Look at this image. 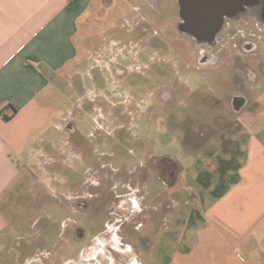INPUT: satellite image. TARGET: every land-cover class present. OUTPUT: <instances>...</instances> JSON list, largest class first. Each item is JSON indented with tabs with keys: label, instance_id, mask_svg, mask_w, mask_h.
Segmentation results:
<instances>
[{
	"label": "rangeland",
	"instance_id": "rangeland-1",
	"mask_svg": "<svg viewBox=\"0 0 264 264\" xmlns=\"http://www.w3.org/2000/svg\"><path fill=\"white\" fill-rule=\"evenodd\" d=\"M180 23L177 0L92 3L62 72L68 113L53 116L65 144L11 193L3 264H95L97 248L102 264H167L201 192L234 185L243 144L264 133V20L225 19L210 43Z\"/></svg>",
	"mask_w": 264,
	"mask_h": 264
},
{
	"label": "crops",
	"instance_id": "crops-1",
	"mask_svg": "<svg viewBox=\"0 0 264 264\" xmlns=\"http://www.w3.org/2000/svg\"><path fill=\"white\" fill-rule=\"evenodd\" d=\"M94 1L0 0V253H10L12 220L6 211L11 193L24 182V170L43 159L54 162L58 134L69 132L66 116H53L59 109L68 113L65 102L73 88L62 72L76 58L80 21ZM7 105L16 113L4 121ZM261 132L243 144L234 185L197 197L201 215L187 222L167 264H264ZM60 143L64 146L65 137Z\"/></svg>",
	"mask_w": 264,
	"mask_h": 264
},
{
	"label": "water",
	"instance_id": "water-1",
	"mask_svg": "<svg viewBox=\"0 0 264 264\" xmlns=\"http://www.w3.org/2000/svg\"><path fill=\"white\" fill-rule=\"evenodd\" d=\"M254 0H177L179 30L201 43L214 41L226 18H235ZM243 5V6H242ZM253 46L249 48L251 50Z\"/></svg>",
	"mask_w": 264,
	"mask_h": 264
},
{
	"label": "flooded vegetation",
	"instance_id": "flooded-vegetation-1",
	"mask_svg": "<svg viewBox=\"0 0 264 264\" xmlns=\"http://www.w3.org/2000/svg\"><path fill=\"white\" fill-rule=\"evenodd\" d=\"M242 16L255 17L260 20H264V0H254L251 6L244 5L240 14H236L235 17L239 18ZM226 19H231V18H226ZM221 32L222 30L218 34H220ZM243 46L246 47V45ZM200 54L201 57H199V61L201 64L205 65L211 61L210 58L206 57L203 54V52H201ZM249 72L247 73L248 75L247 78L250 80L252 78L254 81H256V76L252 72L250 73ZM247 105L249 106V101L247 97L243 94H238L231 99L230 107L233 111H238L240 113L241 111L246 109L245 107H247ZM90 257L91 258L93 257V259H95V264H102V262L105 260L106 254L97 248V251H94ZM37 263H38L37 259L29 261V264H37Z\"/></svg>",
	"mask_w": 264,
	"mask_h": 264
},
{
	"label": "trees",
	"instance_id": "trees-1",
	"mask_svg": "<svg viewBox=\"0 0 264 264\" xmlns=\"http://www.w3.org/2000/svg\"><path fill=\"white\" fill-rule=\"evenodd\" d=\"M3 111H9L8 113H9V115L8 116H6V115H2V118H3V120L4 121H8L12 116H14L15 115V113H16V110L12 107V106H10V105H7V106H5L4 107V109L2 110V112ZM166 159H169V157H163V158H161L159 161H164V160H166ZM201 177H199V179H200ZM236 182V181H235Z\"/></svg>",
	"mask_w": 264,
	"mask_h": 264
}]
</instances>
